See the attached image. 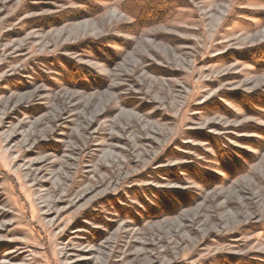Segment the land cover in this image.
I'll list each match as a JSON object with an SVG mask.
<instances>
[{"label":"rangeland","instance_id":"rangeland-1","mask_svg":"<svg viewBox=\"0 0 264 264\" xmlns=\"http://www.w3.org/2000/svg\"><path fill=\"white\" fill-rule=\"evenodd\" d=\"M0 264H264V0H0Z\"/></svg>","mask_w":264,"mask_h":264}]
</instances>
